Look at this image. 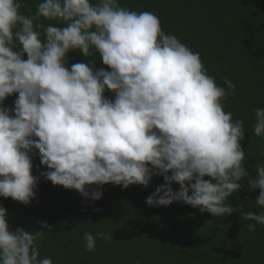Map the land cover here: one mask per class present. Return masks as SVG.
I'll use <instances>...</instances> for the list:
<instances>
[{
    "label": "clouds",
    "instance_id": "clouds-1",
    "mask_svg": "<svg viewBox=\"0 0 264 264\" xmlns=\"http://www.w3.org/2000/svg\"><path fill=\"white\" fill-rule=\"evenodd\" d=\"M24 7L23 0H0V196L25 205L37 196L32 156L38 149L49 169L41 176L94 201L103 191L89 192V185L148 187L153 176H163L166 183L146 198L149 206L183 201L224 217L238 210L227 201L247 180L249 191L260 190L255 203L264 209V162L250 175L244 121L224 110L236 85L230 79L227 87L218 85L200 53L167 34L156 14L119 0H40L31 15ZM71 51L98 54L110 70L90 59L69 68ZM17 93L14 107L6 108V98ZM254 115L252 133L264 137V108ZM239 210L242 220L256 222L249 232L264 225V210ZM48 231L12 230L0 206V264H53L40 259L38 241ZM83 238L85 250L94 252L97 240L108 242L112 234Z\"/></svg>",
    "mask_w": 264,
    "mask_h": 264
},
{
    "label": "trees",
    "instance_id": "trees-1",
    "mask_svg": "<svg viewBox=\"0 0 264 264\" xmlns=\"http://www.w3.org/2000/svg\"><path fill=\"white\" fill-rule=\"evenodd\" d=\"M25 15L34 14L40 0H23ZM97 0H93L96 3ZM121 6L137 12L150 11L158 16L163 30L199 52L210 76L227 87L225 79L235 85V94L223 102L233 119L244 121L246 169L256 175V164L264 162V137L252 133L255 110L264 108V0H119ZM31 9V13L28 11ZM59 25L57 21H43ZM27 59V55L24 56ZM95 61V68H105L98 54L85 57L78 51L68 54L67 66ZM105 95L114 99V93ZM18 96L4 101L14 107ZM38 139V138H37ZM33 175L38 184L27 205L11 197L0 196V206L7 209L10 228L48 231L40 222L52 226L38 241L40 259L51 258L53 264H264V225L256 224L249 232L242 220L243 211L259 213L255 199L259 189L249 191L247 180L227 203L238 210L231 215L214 217L183 201L168 206H149L146 198L156 187L166 183L163 176H153L148 187L139 184L123 188L113 183L89 185L88 190L103 191L99 200L85 198L78 190L54 185L41 176L49 171L34 150ZM171 174V173H169ZM210 179V177H205ZM173 190L180 185L173 182ZM100 209V211H94ZM209 220L215 221L208 224ZM109 231L108 242L97 240L94 252L85 250L84 233Z\"/></svg>",
    "mask_w": 264,
    "mask_h": 264
}]
</instances>
